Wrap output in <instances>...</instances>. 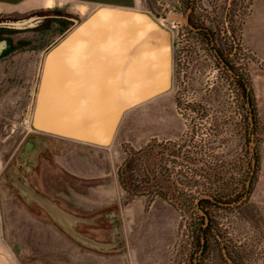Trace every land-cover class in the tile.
Returning <instances> with one entry per match:
<instances>
[{
    "label": "rangeland",
    "instance_id": "rangeland-1",
    "mask_svg": "<svg viewBox=\"0 0 264 264\" xmlns=\"http://www.w3.org/2000/svg\"><path fill=\"white\" fill-rule=\"evenodd\" d=\"M253 3L254 0H195L194 3L140 0L137 8L151 12L172 29V87L128 111L110 146L72 140V144L102 152L101 157L93 155L102 166L108 158L113 176L117 177L118 173L125 188V204L145 195L177 208L180 223L166 264H180L187 257L193 230L205 222L204 211L198 208L197 202L214 193L226 196L227 200L223 201L230 203L227 206L203 204L214 218L221 240L247 246L252 250L251 262L264 264V194L260 188L264 120L259 106L257 121L254 123L249 117L242 89L217 55L220 50L224 51L232 65L248 74L257 105L262 100L264 111V57L245 42V25ZM190 12L193 23L211 28L215 45L191 26L187 20ZM31 16H40L42 20L37 26L27 28L0 25V41L9 43L4 55L10 56L22 48L46 46L73 26L69 17L82 15L65 8H16L1 12L0 22ZM250 20L248 22H253L252 17ZM34 80L35 77L29 83L30 103ZM11 126L13 123L8 124L5 117H0V183L3 184L6 166L33 132L28 122L27 135L23 132L16 138H2ZM251 179V188L246 191ZM1 229L2 226L0 256L7 253L13 264L72 263V249L55 248L50 251L55 253L54 259L35 255L24 248L19 253L14 247L17 240L11 242L9 234ZM111 255L114 254L108 256ZM25 257L30 259L25 260ZM96 260L89 264H99ZM108 262L120 264L122 258L115 255L109 257Z\"/></svg>",
    "mask_w": 264,
    "mask_h": 264
},
{
    "label": "water",
    "instance_id": "water-1",
    "mask_svg": "<svg viewBox=\"0 0 264 264\" xmlns=\"http://www.w3.org/2000/svg\"><path fill=\"white\" fill-rule=\"evenodd\" d=\"M41 20L31 16L0 25L24 28ZM8 46L7 40L0 41V54ZM173 54L172 29L158 17L137 7L109 4L97 6L46 53L29 118L33 132L5 169L7 184L31 209H43L85 248L104 255L127 253L119 205L112 203L83 216L38 190L31 176L41 156L50 154L51 135L110 146L128 111L171 89ZM100 219L110 221L113 231L109 239L81 229V225L101 224ZM14 247L22 253L18 243Z\"/></svg>",
    "mask_w": 264,
    "mask_h": 264
},
{
    "label": "crops",
    "instance_id": "crops-1",
    "mask_svg": "<svg viewBox=\"0 0 264 264\" xmlns=\"http://www.w3.org/2000/svg\"><path fill=\"white\" fill-rule=\"evenodd\" d=\"M29 2L33 4L28 5ZM102 4L139 7L140 0H54L53 5L46 4V0H0V13L16 8H65L72 13L79 12L83 19ZM81 6L86 8V12H83ZM251 17L253 22H248ZM61 36L44 47L22 48L10 56L4 55V50L0 54V117H5L8 124L13 123L2 138H16L22 136L23 132L26 135L29 133L28 122L44 59L49 48ZM245 42L264 57V0H254L245 25ZM33 77L35 80L30 103L29 83ZM258 106L264 120L262 100L258 101ZM85 147L72 144L70 139L51 135L50 154L41 156L31 176L32 183L65 208L83 216H91L117 203L127 253L108 256L85 248L70 238L43 209L38 207L37 212L34 211L13 193L7 178L4 184L0 183V216L3 215L0 220L1 231L9 234L11 242L16 239L30 253L51 259H54L55 253L50 251L62 248L72 249V262L76 264L94 263V258L97 263L109 264L108 258L115 255L122 258L120 264H166L170 248L176 242L180 223L177 208L145 195L132 198L125 204V188L118 173L117 177L113 176L111 167H108V158L102 166L100 161L93 159V155L101 156ZM260 188L264 194V155L261 161ZM99 221L101 224L97 226L81 225V229L101 239H109L113 231L109 219ZM0 264H13V261L6 253L0 256Z\"/></svg>",
    "mask_w": 264,
    "mask_h": 264
},
{
    "label": "trees",
    "instance_id": "trees-1",
    "mask_svg": "<svg viewBox=\"0 0 264 264\" xmlns=\"http://www.w3.org/2000/svg\"><path fill=\"white\" fill-rule=\"evenodd\" d=\"M188 2L194 3L195 0H188ZM192 21L193 20L190 18L189 23L191 26L194 29H197L203 38L209 39L211 44L215 45V34L211 28L200 27ZM217 55L231 71V74L242 89L243 95L246 98L249 112L248 115L255 123V121H257L256 115L258 112V105L251 78L244 71H241L239 68H236L235 65H232L231 61L225 56L224 51L220 50ZM256 162L257 159H255V164H257ZM252 182L253 179L246 184L248 187L245 189L246 191L250 190ZM223 200H227V197L214 193L197 202L198 208L204 211L202 219H205V222L193 230V240L187 251V257L183 258L180 264H258L251 262L250 256L252 255V250L247 246L232 244L225 240H221L220 233L214 226V218L207 210H205L203 204L230 205L229 202Z\"/></svg>",
    "mask_w": 264,
    "mask_h": 264
},
{
    "label": "flooded vegetation",
    "instance_id": "flooded-vegetation-1",
    "mask_svg": "<svg viewBox=\"0 0 264 264\" xmlns=\"http://www.w3.org/2000/svg\"><path fill=\"white\" fill-rule=\"evenodd\" d=\"M69 18L72 20L73 25L76 24L78 21H80L82 19V17L74 18L73 16L69 17ZM190 18H191V12L189 13V16H188L187 20L189 21ZM191 20H192V18H191Z\"/></svg>",
    "mask_w": 264,
    "mask_h": 264
},
{
    "label": "bare ground",
    "instance_id": "bare-ground-1",
    "mask_svg": "<svg viewBox=\"0 0 264 264\" xmlns=\"http://www.w3.org/2000/svg\"><path fill=\"white\" fill-rule=\"evenodd\" d=\"M53 3H54V0H46V4H48V5H53ZM13 4H15V3H13ZM81 8H82L83 12H86V8L84 6H82ZM155 121L157 122V120H153V122H155Z\"/></svg>",
    "mask_w": 264,
    "mask_h": 264
}]
</instances>
